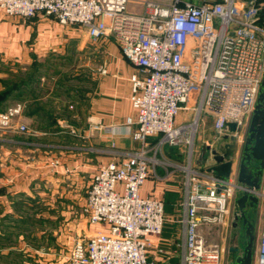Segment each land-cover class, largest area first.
<instances>
[{
  "label": "built area",
  "instance_id": "1",
  "mask_svg": "<svg viewBox=\"0 0 264 264\" xmlns=\"http://www.w3.org/2000/svg\"><path fill=\"white\" fill-rule=\"evenodd\" d=\"M256 1L0 0L7 17L44 14L83 27L92 40L112 37L136 67L130 100L137 115L126 123L136 125L133 137L141 146L94 174L82 212L89 223L109 229L77 239L68 264H157L147 252L150 236L163 232L165 204L141 196L140 189L158 163L170 165L156 157L164 144L182 147L187 156L185 165L175 166L185 173L182 264L222 263L224 247L216 236L229 223L233 198L243 186L234 173L223 177L192 162L204 114L214 117L222 137L229 133L227 122L246 128L255 108L264 75V28ZM23 106L17 102L0 112V128H12ZM182 110L192 111V118L177 122ZM16 127L34 134L27 124ZM234 134L241 139L243 131ZM151 136H161L154 155ZM257 252L264 264V205Z\"/></svg>",
  "mask_w": 264,
  "mask_h": 264
},
{
  "label": "crops",
  "instance_id": "2",
  "mask_svg": "<svg viewBox=\"0 0 264 264\" xmlns=\"http://www.w3.org/2000/svg\"><path fill=\"white\" fill-rule=\"evenodd\" d=\"M261 8L264 9V0ZM263 9L259 23L264 28ZM73 30L77 34H72L52 16L7 17L0 10V62L14 65L8 69L13 77L19 71L29 72L36 59L61 54L70 39H83L86 34L90 38L87 30L79 25ZM111 39H100L108 46L105 49L108 54L104 62L94 68L90 85L85 84L75 97L77 122L70 124L74 130L70 131L56 119L51 128L35 130L25 140H19V134L11 130L5 132L10 138L1 141V148L3 145L6 148L4 155L0 154V264H68L77 239L109 229L105 224L89 223L82 212L90 183L102 164L121 162L126 152L141 146L133 137L136 125L126 123L129 116L136 118L137 115L130 100V76L136 67ZM7 77L5 73L0 76V92L5 89ZM19 95V90L14 91L5 103L20 98ZM27 97L23 101L30 102ZM27 113L38 115L39 111ZM192 114V111L182 110L177 122L190 120ZM201 123L203 130L199 134ZM201 123L192 166L209 171L212 163L205 161L204 155L209 143H217L218 133L212 115L204 114ZM160 137L148 138L150 155H154L153 147ZM156 157L170 165L158 163L142 185L140 194L164 201L165 224L161 234L150 236L152 245L147 257L157 264H182L186 210L181 202L185 173L175 166L185 165L187 156L182 147L164 144ZM232 173L237 175L235 169ZM238 194L237 191L232 201L229 223L216 236L224 247L221 264H240L237 257L244 253L248 243L244 227H233ZM260 205H264V198ZM255 226V234L259 236L261 215ZM235 248L239 251L235 252ZM252 264H259L257 246L253 247Z\"/></svg>",
  "mask_w": 264,
  "mask_h": 264
},
{
  "label": "rangeland",
  "instance_id": "3",
  "mask_svg": "<svg viewBox=\"0 0 264 264\" xmlns=\"http://www.w3.org/2000/svg\"><path fill=\"white\" fill-rule=\"evenodd\" d=\"M66 26L72 31V34L73 32H77L76 30H73L75 25ZM100 39L92 40L87 34L83 39L80 37L76 40L70 39L63 47L61 54L55 53V55L39 59L38 64L40 66H38L39 68L36 71V79L30 86V89H32L33 92L30 90L29 93L27 92V87L25 88V91L27 92L26 95L30 96L26 97L28 99L31 98L30 102L23 101L21 95L20 98H13L8 103L4 102L3 105H1L2 108L0 109V112H4L17 102H21L24 105L22 113L14 118V125L12 128H0L1 155H4L5 151L3 152V150L6 148L4 145L3 148H1V141L4 142L7 138H10V136L5 135V132L9 133V130H11L12 132H15V134H19V140H25L27 137L32 136V134H29L28 132H21L16 127V124L18 123L27 124L29 129L32 132H35V130L51 128V123L53 120L57 119L60 123L62 122L63 125L65 124L66 127L68 126L70 131L74 130V127L70 124L77 122L75 117V97L76 95H79L78 93L81 92V89L85 84H87V86L90 85L89 82L91 81V74L94 68L96 69L99 67L108 54L105 50L108 46L105 43H102ZM110 41H112V39ZM12 66L14 67V65L2 64L0 62V76L5 73V75H8L6 80L12 83L27 81L28 72L19 71L15 74L16 76L13 77L12 72H8V69ZM33 97L37 98L36 103L31 102ZM67 101H69L68 104H66ZM34 104L36 107H41V109L38 110L39 114L28 115L27 112L33 110L32 107ZM48 112L49 115H47ZM23 118H25L26 121H23ZM203 123H201L199 134H201L203 130ZM209 123L210 121H208V124ZM63 134L65 139H67V133L64 132ZM196 145H198V141ZM262 207L263 205H259L253 215L256 223L260 218ZM257 243L258 236L255 234L253 247H256Z\"/></svg>",
  "mask_w": 264,
  "mask_h": 264
},
{
  "label": "water",
  "instance_id": "4",
  "mask_svg": "<svg viewBox=\"0 0 264 264\" xmlns=\"http://www.w3.org/2000/svg\"><path fill=\"white\" fill-rule=\"evenodd\" d=\"M227 125L229 133L217 137L216 144L207 145L204 160L211 161L209 171L220 176L229 177L234 169L237 171V181L243 189L238 190L235 198L233 227L243 226L248 239L237 262L252 264L256 230L253 215L264 198V75L247 127L237 126L235 122H227ZM237 130L243 131L241 139L234 134ZM234 250L238 252L239 248Z\"/></svg>",
  "mask_w": 264,
  "mask_h": 264
},
{
  "label": "trees",
  "instance_id": "5",
  "mask_svg": "<svg viewBox=\"0 0 264 264\" xmlns=\"http://www.w3.org/2000/svg\"><path fill=\"white\" fill-rule=\"evenodd\" d=\"M245 2H247V3H250V0H244ZM262 1L263 0H257L256 2H255V4L257 5V6H260L261 5V3H262ZM262 9L263 8H260V15H261V13H262ZM264 10V9H263ZM262 17H261V21H262ZM38 61L39 60H35L32 64H31V66H30V71L27 73V81H23V82H18V83H12V82H10V81H8L7 83H6V86H5V89L2 91V92H0V109L2 108L1 107V105H3V103L10 97V95L14 92V91H17V90H19L20 91V97H21V95H22V100H25L26 99V96H28V95H26V93L27 92H29L30 93V90H31V92H33V90L32 89H30V86L32 85V83L35 81V76H36V71H37V69L39 68L38 66H40L39 64H38ZM29 87L28 88V90H27V92L25 91L26 89V87ZM22 92V93H21ZM28 97H30V96H28ZM29 99H31V98H29ZM36 100H37V98H35V97H33V99L31 100V102L32 103H36ZM31 106V105H30ZM35 107V108H34ZM33 108V110H30V112H38V110L39 109H41V107L40 106H38V107H36L35 106V104H34V106L32 107ZM47 115H49V112L47 113ZM55 120H53V122H54ZM52 122V123H53ZM51 123V124H52Z\"/></svg>",
  "mask_w": 264,
  "mask_h": 264
},
{
  "label": "flooded vegetation",
  "instance_id": "6",
  "mask_svg": "<svg viewBox=\"0 0 264 264\" xmlns=\"http://www.w3.org/2000/svg\"><path fill=\"white\" fill-rule=\"evenodd\" d=\"M245 264H247V263H245Z\"/></svg>",
  "mask_w": 264,
  "mask_h": 264
}]
</instances>
